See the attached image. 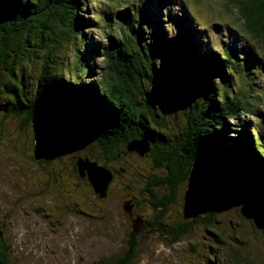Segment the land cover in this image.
<instances>
[{"label":"trees","instance_id":"trees-1","mask_svg":"<svg viewBox=\"0 0 264 264\" xmlns=\"http://www.w3.org/2000/svg\"><path fill=\"white\" fill-rule=\"evenodd\" d=\"M146 1L159 2L160 6L168 3ZM232 2L238 5L245 30L251 29L254 39L261 40L264 0ZM146 4L144 0H0V114L19 118L21 128H37L33 157L41 163L72 159L79 170V160L89 156L91 163L113 172V188L117 184L114 178L123 176L133 193L148 177L145 194L153 196L147 199L149 205H166L161 221L176 225L177 239L170 243L188 241L199 224L216 239L209 244V253L196 252L202 261L195 263V258L193 264H223L211 253L214 248H229L226 220L223 215L218 217L222 213L209 202L222 192L237 194L250 203L264 200V115L262 123L254 127H250L251 120H241L242 112L252 118L259 111L264 114L263 109H257L264 104V89L257 86L239 91L240 84L247 81L243 75L260 78L264 60L255 45L244 46V59L239 60L240 50L231 40L226 46L216 42V52L205 49L208 43L202 40L208 27L190 18L187 9L181 8L180 14L171 10L163 14V7L156 11L158 3L153 12H147ZM93 33H98L100 40ZM83 49L88 58L84 59ZM99 56L105 60L101 68L105 66L107 73L95 77L94 60ZM77 66L85 70L81 73L77 69L75 77L67 68ZM169 118L174 123L181 121L178 129L171 128ZM9 133L0 124V140L12 135ZM140 141L149 143L145 154L150 167L146 172H134L135 178L127 173L129 167L114 171L112 165L117 163L111 165V161L138 154L132 146ZM77 149L84 150L83 154ZM154 168L161 171L154 172ZM70 181L74 186L67 187L63 207L56 208L63 214L84 213L71 198L87 195L81 193L84 184L78 179ZM152 186L167 192L168 202L162 204L154 197ZM179 198L191 204V211L184 213L187 222L180 211L170 212L174 206L168 205ZM251 207L264 221L253 204ZM229 211V224L239 236L231 242L237 256L246 232L239 227L245 223L242 219H248L263 237L264 223L260 227L256 219L245 216L248 213L243 205ZM4 227L0 221V264H19ZM191 238L196 244L192 247H197L196 237ZM133 242L126 245L122 257L123 252L113 256L121 257L117 261L99 264H131L142 247L137 239Z\"/></svg>","mask_w":264,"mask_h":264},{"label":"rangeland","instance_id":"rangeland-1","mask_svg":"<svg viewBox=\"0 0 264 264\" xmlns=\"http://www.w3.org/2000/svg\"><path fill=\"white\" fill-rule=\"evenodd\" d=\"M166 1L168 3L161 5V8L163 7V14L168 10L176 11L180 14L181 8H184L191 14L190 18L194 21L207 25L208 30L206 35L211 45H213L214 41H218L219 44L226 46L231 40L233 46L235 45L240 50L237 56L239 60L244 59V51L242 50L244 45H252L253 47L255 45L260 57L264 60V36L260 37L261 40L256 38L260 41L258 42L254 39L255 37L251 29L249 31L245 30L246 25L240 17L241 13L237 8L238 5L234 4L232 0ZM92 7V9L96 8L95 11H97L98 6L93 4ZM201 21H204V23ZM170 26L172 27L173 25ZM249 27L254 30V26L250 22ZM125 28L127 29V27ZM210 33L214 34V38ZM92 36L96 40H100L98 33H93ZM84 45L87 47V42ZM82 55L85 56L84 59L88 58L85 50L82 52ZM249 55H253L251 51ZM104 62L103 56L95 58L94 64L96 68L95 75L93 76L96 77L100 74L104 75V73H107L105 66L101 68V63ZM82 67H71L67 68V70H72L75 77H77V69L81 73L84 72L85 68ZM244 77L247 81L244 80ZM243 80V83L240 84L239 91H243L246 88L252 89V87L257 86H261L264 89V70L261 72L259 79L250 74L247 76L243 75ZM1 85L2 82H0V87ZM257 109L264 110V104L257 107ZM241 114L242 121L251 120L250 122L252 124L250 127L261 124L264 117L263 111H259L257 114L259 118L253 116L255 119H260L259 121L253 120L245 112ZM167 122L171 128H175L179 126L181 121L174 123L169 118ZM0 124L12 133V135H9L11 134L9 133V136L5 140H0V221L5 226L7 237L12 238V250L14 251L15 259L17 261L21 260L19 264H27L29 261H33L34 264H99V261L104 263L105 261H117L120 259L125 253V245L121 239L124 238V231L121 229L124 226L122 227L114 222L116 220V210L115 205L110 202L115 198L116 195L114 193L116 191L111 189L110 186V191L107 196L108 200L103 202L99 197L100 194L102 195L103 189L100 190L97 187L93 189L87 182L82 186L81 192H86L87 195L76 194V196H71L72 199L77 200L76 202H78L79 206H82L84 213L66 211L63 214V212L57 210L56 205L61 208L63 207L62 197L63 195L67 196L65 192L67 187L74 186L71 184L70 178L77 180L76 176L78 177L79 175L77 167L72 164V159L69 160L70 162L67 159L60 162L61 158L55 161L50 160L51 163L45 159L42 163L37 159L36 161L33 153L36 152L35 143L36 139L39 138L37 128L35 126L33 128L32 126L26 127L25 129L21 128L19 118H3L1 114ZM237 128L239 131L241 130V127ZM142 142L148 144L149 147L147 141ZM77 151L83 154L82 152L84 150L80 151L77 149ZM137 153L128 154L126 157L122 156L121 160L117 159L118 161H111V165L114 162L117 163L115 166L112 165L113 169L115 170L117 167H129L127 173L133 174L134 177V172L145 173L148 167H150V164L147 163L149 156L145 154L146 151L144 153L137 151ZM64 155L65 152H63L62 156L66 158V155ZM79 168L80 173H82L81 164H79ZM153 171L160 172L161 170L154 168ZM126 176L129 175L126 174ZM114 180L117 183L116 190L123 181H129L128 179L124 180L123 176L115 177ZM78 183H81V181L78 180ZM186 187L182 189L183 194ZM123 191H125L123 187H119V194H123ZM186 192L190 193L189 190ZM223 195L233 196L232 193L222 192L217 198L215 197L216 199H212L209 203L222 213L218 216L219 218H222V215L224 216L227 230L225 238L230 243L226 245L229 248L222 247L220 249L217 245L219 248L218 250L216 249L217 253L214 248L211 255L217 256L220 262H224L223 264H264V237L262 236V232L258 228L253 227L248 219L247 221L242 219L245 223H240L241 226L239 225L246 232L244 234V240H241L243 242H240L241 247L237 249L238 254L234 256L232 253L233 243L239 239V236H236V233H234V231H237L235 226L229 224L230 219L227 218L231 213L229 208L238 205H243L244 207V204L241 201L243 198L236 194H234L236 195L235 201L231 200L229 202L217 203V199ZM247 203L253 204L255 210L259 206H264L263 199H259L253 203ZM184 205L183 200L179 198L174 205L173 203L171 204V208L174 206L173 210L170 208L171 214H176L179 211L184 213ZM103 206L104 208H102ZM106 206L110 207V211H106ZM186 207L188 209V207H191V204ZM244 208L245 212L246 208L249 209L248 206ZM187 209H185L186 215L189 211ZM234 212L237 213V211ZM244 215L256 220L259 219L255 214L245 213ZM184 217L182 216L183 220ZM121 218L122 216L120 215ZM186 219L185 217L184 222H187L188 219ZM263 223L259 224L260 227H263ZM171 225L172 222L170 223ZM175 226H171V228L174 229ZM198 226L196 227L197 231L188 238L189 240L183 241L182 243H170V241L176 238L175 234L171 236L166 247L161 240L153 244L150 240L143 241L142 247L139 248L138 256L132 260L131 264H168L167 261L177 264H193V260L197 258L196 252L199 255L204 250L209 253L211 249V245L209 247V244L216 239L212 234L205 232V229L201 225L198 224ZM114 230L117 232H114ZM189 232H184V234H188ZM228 235H230L229 238ZM155 236H159V233H156ZM193 236L196 237L194 240L198 241V248L192 247L195 244L191 238ZM139 237L141 240L146 238V236H141V234L136 238ZM122 251L123 254L120 258L113 259L117 254L122 253ZM22 256L25 257L22 258ZM200 261H202L201 257L197 258L195 263Z\"/></svg>","mask_w":264,"mask_h":264},{"label":"flooded vegetation","instance_id":"flooded-vegetation-1","mask_svg":"<svg viewBox=\"0 0 264 264\" xmlns=\"http://www.w3.org/2000/svg\"><path fill=\"white\" fill-rule=\"evenodd\" d=\"M86 160L87 161H89V160L93 161L90 159L89 156H88V159H86ZM86 160H83V161H86ZM122 170L125 171L124 168ZM78 173H79V175L76 178L79 181H81L84 185L88 182L92 186V188L95 189L93 186V183L89 179V175L87 174V172H85L82 175V173H80L78 170ZM113 175H114L113 172H111V177ZM111 180L112 179L110 178L107 186L105 187L106 189H105L104 193L102 195L100 194V196H99V194H97V195L100 197V199L103 200V202H106L108 200L107 196H108V193L110 191V186H111V189H114V191H116V193H114L116 195L115 198L110 202H113L115 205L116 220L114 222L116 224H119L122 227L124 226V228H121L124 231V235H123L124 238H121V239H122L125 247L127 244L135 243V242H133L135 239H137L139 241V244L143 243V241H145V240H150L152 242V244L156 241L161 240L162 242H164V246L166 247L167 243L170 241L171 236H173L176 233V230L171 228V226L169 225L170 223L166 224L164 222V220L161 221V218L164 217V215H163L164 209L163 208L167 207L166 205L161 206V204H160L159 208H156L157 205H155V206L149 205L147 199H149V197H153V196H150L148 193L145 194L147 191L146 186L148 185V177H146L145 183H142L140 187H137V191H138L137 193H135V192L133 193L132 185H130V186L128 185V184H130L129 181L128 182L123 181L119 187H123V189L125 191L122 192L123 194H119V192H118L119 187L116 190L115 189L116 186L114 185V188H113L111 183H110ZM150 189H151V191H153V193L155 195L154 197H158L162 204H164L165 202H168V198L170 197V195L167 192L162 193L160 189H157L153 186L150 187ZM191 196H192V193H191ZM181 200H182V198H181ZM183 202L185 203V205L183 206L184 213H186V210H185V209H187L186 206L189 205L190 203L185 202V200H183ZM168 206L171 207V205H168ZM187 210L191 211V209H187ZM106 211H110L109 206L106 207ZM184 213L182 212L183 216H185ZM120 215L122 216L121 219H120ZM149 219H150V222L148 221ZM150 223H152L154 225V227H151ZM114 232H117V231L114 230ZM156 233H159V236H155ZM139 234H141V236H146V238L142 239V240L140 239V237L136 238V237H138ZM165 242H166V244H165ZM130 246L133 247V245H130Z\"/></svg>","mask_w":264,"mask_h":264},{"label":"water","instance_id":"water-1","mask_svg":"<svg viewBox=\"0 0 264 264\" xmlns=\"http://www.w3.org/2000/svg\"><path fill=\"white\" fill-rule=\"evenodd\" d=\"M132 145H133V143H132ZM132 147L141 153H144L145 151L149 150L148 144H146L145 142H137V143L135 142V145H133ZM78 163L81 164L82 175L85 173V171H87V173L90 177V181L93 183V186L95 188L97 187L100 190L103 189L102 192L104 193V191L106 189L105 187L107 186V184L111 178V174L108 171L102 170V168L96 166V163H91L87 160L83 161L81 159L79 160ZM107 179H108V181H107ZM241 201H243L244 207L252 206V204H248L247 203L248 201H246L244 199H242ZM257 222H259L258 224L263 223V221L261 219H257Z\"/></svg>","mask_w":264,"mask_h":264},{"label":"clouds","instance_id":"clouds-1","mask_svg":"<svg viewBox=\"0 0 264 264\" xmlns=\"http://www.w3.org/2000/svg\"><path fill=\"white\" fill-rule=\"evenodd\" d=\"M157 1V0H156ZM144 3H147L146 4V9H147V12H153V11H155V7H156V5H157V3H158V8L156 9V11L157 10H159L160 9V5H159V2H157V3H151L150 1L148 2V1H146V0H144ZM138 4H140L138 1H137V3H136V8H137V6H138ZM172 11V10H171ZM173 12H176V11H173ZM165 26H167V23H166V25ZM166 29H168V27H166ZM207 33V32H206ZM206 33H205V35H204V39L202 40V42L204 43V44H206V42L208 43L207 45H204L203 47L205 48V49H207V48H209V49H211V50H213L214 52H216V49L214 48V45H215V43L216 42H218V41H214V43H213V45H211L210 44V42L207 40V35H206ZM196 34H198V33H196ZM210 35L214 38V35H213V33H210ZM203 36V35H202ZM195 40V39H194ZM199 45V44H198ZM244 46H247V45H244ZM200 47V46H199Z\"/></svg>","mask_w":264,"mask_h":264},{"label":"bare ground","instance_id":"bare-ground-1","mask_svg":"<svg viewBox=\"0 0 264 264\" xmlns=\"http://www.w3.org/2000/svg\"><path fill=\"white\" fill-rule=\"evenodd\" d=\"M100 180V179H99ZM225 194H227V193H225ZM229 194H231V193H229ZM233 196L232 197H230V196H221V197H219L218 199H217V203H223V202H229V201H231V200H236V195H234V194H232ZM249 208H250V210L247 208L246 209V212L248 213V214H253V212H252V207L251 206H249ZM257 212L259 213V215L260 216H262V217H264V206L263 207H261V206H259V207H257ZM254 213H255V211H254Z\"/></svg>","mask_w":264,"mask_h":264}]
</instances>
